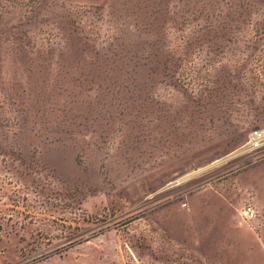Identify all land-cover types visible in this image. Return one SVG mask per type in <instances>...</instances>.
<instances>
[{
  "label": "rangeland",
  "instance_id": "rangeland-1",
  "mask_svg": "<svg viewBox=\"0 0 264 264\" xmlns=\"http://www.w3.org/2000/svg\"><path fill=\"white\" fill-rule=\"evenodd\" d=\"M255 128L264 0H0V264H264Z\"/></svg>",
  "mask_w": 264,
  "mask_h": 264
},
{
  "label": "built area",
  "instance_id": "built-area-1",
  "mask_svg": "<svg viewBox=\"0 0 264 264\" xmlns=\"http://www.w3.org/2000/svg\"><path fill=\"white\" fill-rule=\"evenodd\" d=\"M244 148L246 149L245 153L262 150L264 148V128L253 129ZM240 216L243 220H252L256 217V212L252 207L248 206L242 209Z\"/></svg>",
  "mask_w": 264,
  "mask_h": 264
},
{
  "label": "bare ground",
  "instance_id": "bare-ground-1",
  "mask_svg": "<svg viewBox=\"0 0 264 264\" xmlns=\"http://www.w3.org/2000/svg\"><path fill=\"white\" fill-rule=\"evenodd\" d=\"M246 151V149L244 148V149H242L240 152H245Z\"/></svg>",
  "mask_w": 264,
  "mask_h": 264
},
{
  "label": "trees",
  "instance_id": "trees-1",
  "mask_svg": "<svg viewBox=\"0 0 264 264\" xmlns=\"http://www.w3.org/2000/svg\"><path fill=\"white\" fill-rule=\"evenodd\" d=\"M191 4V3H190Z\"/></svg>",
  "mask_w": 264,
  "mask_h": 264
}]
</instances>
